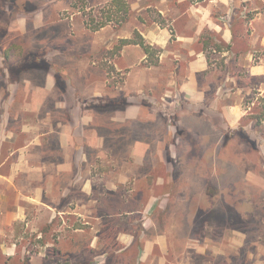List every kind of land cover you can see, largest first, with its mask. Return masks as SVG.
Returning a JSON list of instances; mask_svg holds the SVG:
<instances>
[{
	"label": "rangeland",
	"instance_id": "374dc122",
	"mask_svg": "<svg viewBox=\"0 0 264 264\" xmlns=\"http://www.w3.org/2000/svg\"><path fill=\"white\" fill-rule=\"evenodd\" d=\"M62 1L81 9L86 21L101 20L99 0ZM54 2L0 0V51L10 49L12 63L24 60L23 70L14 72L30 84L46 83L47 73L54 80L56 89L41 98L63 104L43 107L41 116L59 123L88 117L75 124L90 136L88 144L75 140L88 150V209L81 208L87 200L79 188L74 214L33 223L40 237L30 230L8 237L16 248L0 251V264H264V98L243 94L250 108L235 128L220 118L201 126L182 122L183 102L165 96L161 67L154 68L160 77L154 90L131 92V68L115 66H126L114 61L120 40L101 46V29L73 28L71 8L62 7L55 18ZM19 16L26 19L23 29L10 25ZM2 61L0 76L8 64ZM19 95L38 98L33 90ZM129 104L140 110L124 120Z\"/></svg>",
	"mask_w": 264,
	"mask_h": 264
},
{
	"label": "crops",
	"instance_id": "0c3cea01",
	"mask_svg": "<svg viewBox=\"0 0 264 264\" xmlns=\"http://www.w3.org/2000/svg\"><path fill=\"white\" fill-rule=\"evenodd\" d=\"M113 1L99 0L101 19L107 18L104 11L108 14V9H118ZM125 2L129 6L125 19L113 18L100 28L101 46L110 48L138 30L147 43L159 49L154 56L158 60L155 65L149 64L148 54L139 44L124 45L114 57V61L119 58L126 64L121 67L115 62L118 70L131 68V92H141L146 86L154 90L160 80L154 68L161 67L165 96L179 95L183 102L182 122L201 126L218 123L213 119L220 118L230 128L238 127L250 108L243 102L244 93L256 91L264 98V0ZM49 6L55 18L62 7L71 8L74 13L67 18L69 25L88 29L85 16L84 19L79 16L81 9L71 3L55 0ZM19 17L10 20L11 27H26V19ZM53 22L58 20L51 21L50 25ZM217 45H222V50ZM2 60H7L4 55H0V65ZM142 61H146L145 67L137 65ZM16 66L18 73L24 68L19 63ZM4 70L5 75L0 76V251L12 253L16 243L9 242L8 237L28 235L29 230L40 237L42 229L39 225L33 227V223L74 214V194L79 188L87 200L85 203L81 199V208L88 209L91 166H84L88 150L78 142L86 140L88 144L90 136L84 134V127L81 132L75 127L88 122V117L73 115L70 122L59 123L51 115H40L43 107L63 104L41 98L42 92L51 93L56 89L50 74L47 73L46 83L30 84L24 76L9 80L8 68ZM24 90H33L38 98L33 101L20 98L19 93ZM128 107L132 109H128L124 120L136 118L140 110L133 104ZM26 112L34 114L27 116ZM192 127L195 131L204 130ZM62 203L65 212L58 206ZM84 215L87 219L88 215Z\"/></svg>",
	"mask_w": 264,
	"mask_h": 264
},
{
	"label": "trees",
	"instance_id": "16d2710c",
	"mask_svg": "<svg viewBox=\"0 0 264 264\" xmlns=\"http://www.w3.org/2000/svg\"><path fill=\"white\" fill-rule=\"evenodd\" d=\"M116 4V6L118 7V9L116 11H112L111 9H108V14H105L106 12L104 11L103 14L104 16H106L107 18L105 19V17L101 20H97L96 18H94L93 16L90 17L87 21L86 24L89 28L93 29V30H98L100 29L102 26H104L105 24H107V21L112 20L113 18H116L117 21H122L125 19V15L129 12V6L128 4L125 2V0H114L113 1V5ZM127 44H139L144 51L148 54V61L149 64H158V60H156L154 58L155 54L159 51V49L153 47L152 45H150L149 43L146 42L145 38L142 36V34L136 30L134 32V35L130 38H123L120 39L118 45L115 47V51H119L124 45ZM218 49L222 50L223 46L222 45H217ZM2 52L0 51V55H4V58L7 59L6 63L7 64V68H8V73L13 76V79H17V74L14 72H18L17 71V66L16 63L19 64H23V61L20 59H18L17 61H14L12 63V56L13 53H11L10 49L6 50L4 52V54H1ZM41 58V57H40ZM150 59V60H149ZM32 60H34L32 58ZM46 67H50L49 64H46ZM111 101H113L112 99H110ZM258 118V122H261L260 120V116H257Z\"/></svg>",
	"mask_w": 264,
	"mask_h": 264
}]
</instances>
